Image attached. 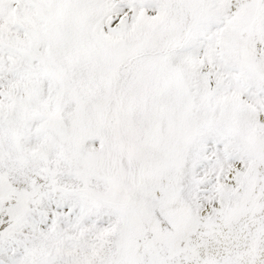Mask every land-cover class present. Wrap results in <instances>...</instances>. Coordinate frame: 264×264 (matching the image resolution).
<instances>
[{"label": "snow or ice", "instance_id": "obj_1", "mask_svg": "<svg viewBox=\"0 0 264 264\" xmlns=\"http://www.w3.org/2000/svg\"><path fill=\"white\" fill-rule=\"evenodd\" d=\"M0 264H264V0H0Z\"/></svg>", "mask_w": 264, "mask_h": 264}]
</instances>
